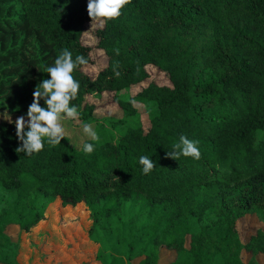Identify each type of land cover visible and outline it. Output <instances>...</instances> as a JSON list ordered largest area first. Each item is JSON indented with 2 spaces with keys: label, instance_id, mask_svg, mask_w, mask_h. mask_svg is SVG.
I'll return each mask as SVG.
<instances>
[{
  "label": "trees",
  "instance_id": "obj_1",
  "mask_svg": "<svg viewBox=\"0 0 264 264\" xmlns=\"http://www.w3.org/2000/svg\"><path fill=\"white\" fill-rule=\"evenodd\" d=\"M102 19L96 45L108 64L92 77L87 0H0V109L27 112L46 67L68 48L88 59L74 71L71 101L82 123L98 121L87 102L95 93L113 92L135 118L116 140L98 130L90 154V138L75 147L68 137L25 155L15 124L0 121V264H22L8 228L32 233L56 201L86 208L101 264H264V228L246 241L237 229L247 215L264 227V0H129ZM149 66L171 85L151 80L120 97L150 78ZM182 134L199 141V160L166 155ZM140 155L155 163L146 175Z\"/></svg>",
  "mask_w": 264,
  "mask_h": 264
},
{
  "label": "rangeland",
  "instance_id": "obj_2",
  "mask_svg": "<svg viewBox=\"0 0 264 264\" xmlns=\"http://www.w3.org/2000/svg\"><path fill=\"white\" fill-rule=\"evenodd\" d=\"M103 23L102 18L87 23L82 37L83 42L92 47V63L85 67V71L92 77H95L108 64L105 52L96 45L95 30L101 27V24L103 26ZM36 48V41H32L29 52L33 53ZM148 71L150 73L148 80L129 89H124L119 93V96L129 98L135 95L151 80L160 85H171L168 75L157 67L149 66ZM114 95L113 92H106L95 93L87 97V102L97 106L94 116L98 121L91 124L92 127L97 134L98 130L103 129L102 132L112 140H116L128 123H135L134 117H124L121 108L112 102ZM137 106L142 125L147 129L150 125L149 116L143 105L138 104ZM5 110L7 109H0V113ZM8 112V115L12 116V120L26 113ZM0 121L5 120L0 117ZM62 123L66 135L71 139L73 145L78 147L86 138H89L83 132V123L80 118L76 121L65 119ZM259 137H264V132L260 133ZM89 225V215L83 205L63 206L60 201H56L48 209L46 219L33 228L32 233L25 234L26 232L20 231L17 226H10L7 231L14 240L20 241L22 264H101L97 259L99 246L90 240L87 232ZM259 228L264 227L255 215H247L237 222V229L245 241ZM168 256H171V253L163 251L162 257L167 259ZM248 257L249 255L244 254L245 259ZM260 259L264 260V257L260 256ZM137 263L138 261L134 262V264Z\"/></svg>",
  "mask_w": 264,
  "mask_h": 264
},
{
  "label": "clouds",
  "instance_id": "obj_3",
  "mask_svg": "<svg viewBox=\"0 0 264 264\" xmlns=\"http://www.w3.org/2000/svg\"><path fill=\"white\" fill-rule=\"evenodd\" d=\"M128 3L129 0H87V12L92 20L114 19L121 15V10ZM87 63L88 59L85 56L73 57L72 51L68 48L62 49L54 62L46 67L48 77L36 85L27 112L16 117L14 121L7 110L0 113L4 120L15 124L16 137L20 142L16 151L32 155L42 151L46 144L55 146L61 143L62 138L69 140L62 121L79 119L78 106L71 103L76 100L80 90V81L74 77V71ZM114 75L119 76L120 73L114 69ZM82 129L92 141L84 142L82 150L85 154H90L96 146L93 142L99 137L89 123H84ZM166 155L175 159L184 156L199 160L201 157L199 141L182 134L178 142L172 145V151H168ZM138 163L145 175L155 167L153 159L148 155H140Z\"/></svg>",
  "mask_w": 264,
  "mask_h": 264
}]
</instances>
